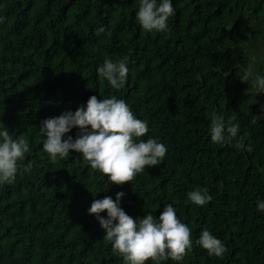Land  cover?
<instances>
[{
    "label": "trees",
    "instance_id": "1",
    "mask_svg": "<svg viewBox=\"0 0 264 264\" xmlns=\"http://www.w3.org/2000/svg\"><path fill=\"white\" fill-rule=\"evenodd\" d=\"M173 6L170 32L149 34L136 22L135 0H0V126L28 140L24 163L33 164L0 186V264H123L88 213L94 199L121 191L133 218L159 217L173 204L193 242L181 264H264V214L256 211L264 200V119L251 123L264 94L240 79L250 62L264 74V0ZM100 26L106 31L97 37ZM106 55L129 62L122 89L97 77ZM93 95L123 99L146 120L147 135L168 149L164 163L124 185L77 163L74 151L50 164L39 125ZM217 114L235 116L245 149L211 142ZM197 187L213 197L205 206L187 202ZM204 228L226 246L222 259L195 243Z\"/></svg>",
    "mask_w": 264,
    "mask_h": 264
},
{
    "label": "clouds",
    "instance_id": "2",
    "mask_svg": "<svg viewBox=\"0 0 264 264\" xmlns=\"http://www.w3.org/2000/svg\"><path fill=\"white\" fill-rule=\"evenodd\" d=\"M136 22L143 33H169L168 20L175 13L173 0H135ZM5 17L0 16V24ZM106 31L104 26L96 29L99 37ZM129 62L105 56L96 72L101 82L107 81L113 89H122L128 81ZM226 75V73H225ZM242 82L256 94H264V74L248 63L240 75ZM260 115L251 117L256 124L264 119V106ZM235 116L228 121L221 114L210 122L208 134L213 144L232 145L245 149L243 137L239 135L240 124ZM78 129L73 138L70 133ZM146 120L137 117L130 105L116 96L98 98L93 95L75 111H65L60 116L44 119L39 125L43 138L42 152L50 164L64 160L73 151L80 161L86 162L106 178L109 184L124 185L150 167L164 163L167 147L149 133ZM145 137H147L145 139ZM251 151V146H247ZM31 151L27 139L14 136L7 126H0V186L12 185L18 176L30 174L33 164L24 163ZM264 172V169H261ZM93 194V193H92ZM96 194H93L95 197ZM124 192L94 199L88 209L104 230V238L110 243L112 252L122 258L123 264H165L171 260L181 264L192 251L191 229L177 217L173 204H165L159 217L147 213L143 218H133L121 207ZM213 199L207 187H197L187 193V202L205 206ZM257 213L264 214V200H257ZM106 212V216L102 213ZM195 243L207 252L209 257L222 259L227 251L224 243L204 228Z\"/></svg>",
    "mask_w": 264,
    "mask_h": 264
},
{
    "label": "water",
    "instance_id": "3",
    "mask_svg": "<svg viewBox=\"0 0 264 264\" xmlns=\"http://www.w3.org/2000/svg\"><path fill=\"white\" fill-rule=\"evenodd\" d=\"M223 29H226V26H224Z\"/></svg>",
    "mask_w": 264,
    "mask_h": 264
},
{
    "label": "bare ground",
    "instance_id": "4",
    "mask_svg": "<svg viewBox=\"0 0 264 264\" xmlns=\"http://www.w3.org/2000/svg\"><path fill=\"white\" fill-rule=\"evenodd\" d=\"M167 171V170H166ZM170 172V171H169ZM33 199V198H32Z\"/></svg>",
    "mask_w": 264,
    "mask_h": 264
}]
</instances>
